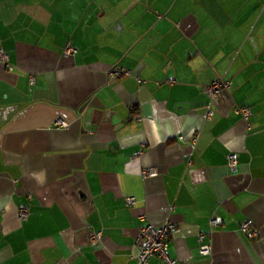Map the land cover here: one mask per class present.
Segmentation results:
<instances>
[{
  "label": "crops",
  "instance_id": "0c3cea01",
  "mask_svg": "<svg viewBox=\"0 0 264 264\" xmlns=\"http://www.w3.org/2000/svg\"><path fill=\"white\" fill-rule=\"evenodd\" d=\"M0 49V264H139L167 221L176 264H264V0H0Z\"/></svg>",
  "mask_w": 264,
  "mask_h": 264
},
{
  "label": "built area",
  "instance_id": "2783aa9c",
  "mask_svg": "<svg viewBox=\"0 0 264 264\" xmlns=\"http://www.w3.org/2000/svg\"><path fill=\"white\" fill-rule=\"evenodd\" d=\"M77 52L75 47L69 45L65 51L66 56H70ZM0 59L3 62H7L9 57L7 53L0 49ZM109 75L112 79L120 78L123 75L129 76L131 72L120 67H114L109 72ZM34 82V80H32ZM173 82V79L171 80ZM232 87V83L230 81H226L223 79H217L212 82L210 85L204 87V93L210 100L208 105L206 106V113L204 114L205 119H212L214 116V102L221 99L223 97V91H229ZM235 113L242 117L245 121L250 118L252 115L250 108L245 106H236ZM59 126L67 127L68 125L64 122H59ZM183 140V137H180ZM196 141V140H194ZM239 159L237 154H230L228 156V165L231 171H236L238 168ZM155 171L153 169L145 170L143 175H154ZM127 204L132 206L135 204L134 197L127 198ZM29 212L27 209H21L20 215L21 218H26ZM214 226H218L220 224V220L218 218H214L212 221ZM175 231V225L167 221L160 227H156L153 224L149 223L144 227H141L140 233L136 238V246L139 248L140 255L138 258L139 264H147L150 258L153 256H159L165 264H176V261L171 257L169 250L168 237L169 235ZM241 231L245 233L251 239L259 238V230L255 227L253 220L249 219L244 221L241 224ZM102 235L101 233H94L91 235L90 240L96 247L100 245ZM203 235H200V240H203ZM210 247L202 246L201 253L207 255L210 253Z\"/></svg>",
  "mask_w": 264,
  "mask_h": 264
},
{
  "label": "rangeland",
  "instance_id": "374dc122",
  "mask_svg": "<svg viewBox=\"0 0 264 264\" xmlns=\"http://www.w3.org/2000/svg\"><path fill=\"white\" fill-rule=\"evenodd\" d=\"M121 68V67H120Z\"/></svg>",
  "mask_w": 264,
  "mask_h": 264
}]
</instances>
